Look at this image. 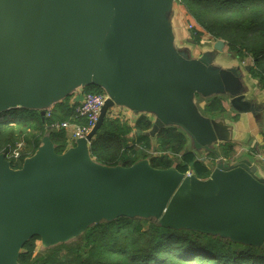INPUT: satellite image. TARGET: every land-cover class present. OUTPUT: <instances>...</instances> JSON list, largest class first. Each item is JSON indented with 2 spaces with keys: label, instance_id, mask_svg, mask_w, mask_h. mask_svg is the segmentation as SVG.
Segmentation results:
<instances>
[{
  "label": "water",
  "instance_id": "water-1",
  "mask_svg": "<svg viewBox=\"0 0 264 264\" xmlns=\"http://www.w3.org/2000/svg\"><path fill=\"white\" fill-rule=\"evenodd\" d=\"M179 0H0V114H46L85 87L108 96L86 137L59 154L47 134L15 169L0 152V264H20L34 236L40 249L71 243L102 221L154 218L264 249V163L219 158L207 179L149 158L109 166L91 142L110 109L152 118L145 134L157 150L160 129L174 126L196 149L239 139V123L209 119L199 100L226 96L238 113L253 111L249 65L225 67L212 52L192 56L173 26ZM225 41L214 50L222 52ZM198 95V96H197ZM241 122V121H240Z\"/></svg>",
  "mask_w": 264,
  "mask_h": 264
},
{
  "label": "trees",
  "instance_id": "trees-1",
  "mask_svg": "<svg viewBox=\"0 0 264 264\" xmlns=\"http://www.w3.org/2000/svg\"><path fill=\"white\" fill-rule=\"evenodd\" d=\"M182 10L196 23L192 39L200 43L204 37L223 40L231 54L239 59L252 58L250 76L259 89H264V0H179ZM84 93H103L95 85ZM79 102L72 96L54 106L45 120L38 111L14 109L0 115V152L6 156L19 141L25 150L18 161L10 158L18 168L32 155L45 135L61 154L71 143L68 129H55L53 125L64 121L84 125L76 117ZM224 111L219 97L205 105L203 113ZM206 111V112H205ZM262 141L254 146V155H264V120ZM152 127L151 120L141 115L135 124L106 116L103 125L90 146L92 157L109 166H131L142 158H149L159 169L176 166L182 173L194 172L207 179L212 169L206 160L188 148L186 133L174 126L160 129L155 154L151 138L145 133ZM234 146L223 144L218 150L223 158L231 157ZM252 155V154H251ZM215 154H209L208 158ZM38 236L28 240L19 255L20 264H264V249L233 242L229 238L200 233L187 229L161 226L154 218L121 217L102 221L89 227L71 243L48 249H38Z\"/></svg>",
  "mask_w": 264,
  "mask_h": 264
},
{
  "label": "crops",
  "instance_id": "crops-1",
  "mask_svg": "<svg viewBox=\"0 0 264 264\" xmlns=\"http://www.w3.org/2000/svg\"><path fill=\"white\" fill-rule=\"evenodd\" d=\"M191 17L189 15H187L182 8L180 7V5L178 4L177 6V10L176 13L174 15V19H173V26L175 29V34H176V38H177V42L180 43V45L184 46V47H189L190 53L192 56L195 57H199L201 55L207 52H212L213 55L215 56L216 61H218L220 64H222L225 67H229L232 66L234 62H239L240 64L243 65H247L244 60L246 59H239V57L237 55H233L228 51V48L225 44L224 49L222 52H218L214 50V43L216 42L215 40L210 39L209 37H204L200 43H197L196 41H194L192 39V34L191 31H189V24L190 23H194V22H190ZM249 63H252V58H247ZM250 66V64H248ZM245 81L249 86V90L247 91V97L254 102V104L259 103L264 105V89L261 90L258 88L257 86V82L256 80H254L250 74L248 73L245 77ZM83 95V94H82ZM198 96V95H197ZM219 98H224L225 100V106L227 109H229V111L233 112V113H237L235 110H233V108L231 107V104L228 100V97L226 96H217ZM214 98V97H212ZM212 98L210 99H206V100H199V104L202 107V111H203V105H206V103L208 101H210ZM81 97L79 96H72V102H80ZM117 107V106H116ZM115 107V108H116ZM120 108V107H119ZM128 110V109H127ZM144 115V114H142ZM132 116V114L130 112H128V117L130 118ZM141 116V115H140ZM146 117H148L151 122L153 123V120L151 117L144 115ZM239 119L238 120H233L231 118H229L230 120L234 121V122H238L239 128L237 131V136H239V139L232 141V143L235 145V151L236 154L239 153H244L243 150L248 151V153H252L254 151V146L257 145L258 142L260 141V137H261V130L262 127L260 125V123L257 122V120L254 117L253 112H247V113H243V114H239ZM138 119V118H137ZM125 120V119H123ZM134 120V124H135ZM241 121V122H240ZM124 122V121H122ZM133 124V125H134ZM132 125V124H131ZM261 128V129H260ZM70 135H71V144H73V140H72V133L73 130L72 129H68ZM258 137V138H257ZM188 148H190V150L194 151L197 153V155L199 156V158H201L202 160H206L205 158L207 157V155L209 154H214V147L211 148V150H206V149H196L193 146V140L189 139L188 142ZM213 151V152H211ZM246 155H240L239 158H246ZM237 158V159H239ZM254 160H261L260 158H258L256 155H253ZM236 159V160H237ZM210 162L207 163L210 166V169H214L217 166L218 160L214 159V158H209ZM208 160V161H209ZM213 160H215V164L213 163ZM235 161V160H233Z\"/></svg>",
  "mask_w": 264,
  "mask_h": 264
},
{
  "label": "built area",
  "instance_id": "built-area-1",
  "mask_svg": "<svg viewBox=\"0 0 264 264\" xmlns=\"http://www.w3.org/2000/svg\"><path fill=\"white\" fill-rule=\"evenodd\" d=\"M194 28V24H189V31L192 32ZM105 94H94V93H85L81 98L76 110L77 113L75 116L79 119L84 117L83 119L86 121L84 125L77 124L76 122L64 121L60 123H55L53 125L56 129H72V140L74 141L76 138L86 137V135L90 132V130L94 127L97 120L99 119V114L101 108L105 102ZM51 112V111H50ZM50 112L47 113V116L50 115ZM128 110L122 109L119 107L113 108L108 112V116L110 118H118L125 119L124 121L129 122L130 124H134V119L131 116L128 117ZM25 145L23 141L18 142L14 148L10 149L9 154L7 155L9 158L19 159L21 157L22 151L21 146ZM264 162V155H257Z\"/></svg>",
  "mask_w": 264,
  "mask_h": 264
},
{
  "label": "flooded vegetation",
  "instance_id": "flooded-vegetation-1",
  "mask_svg": "<svg viewBox=\"0 0 264 264\" xmlns=\"http://www.w3.org/2000/svg\"><path fill=\"white\" fill-rule=\"evenodd\" d=\"M225 99L224 98H220V101H221V105H222V107H223V109H224V111H220V110H218V111H213V112H209V113H207L206 111V113H203L205 116H207V118H209V119H222V120H230L229 118H231V119H233V120H238L239 119V114L240 113H233V112H231V111H229V109H227L226 108V106H225V101H224ZM203 110H205V105H203ZM250 112H253V114H254V117H255V119L257 120V122L258 123H260V125H261V122L260 121H262L263 120V115H264V105H262V104H259V103H256L254 106H253V111H250ZM245 113H247V112H245ZM226 143H231L233 146H234V149H233V154H231V157H227V158H223V157H221V153L218 151V150H221V147H222V145L223 144H226ZM214 154H215V156H217V158H221L223 161H226V162H228L229 160H236L237 158H239V157H236V156H240L239 154H236V151H235V145L232 143V141L231 142H224V143H216L215 144V146H214ZM236 154V155H235ZM250 154H252V155H254L253 154V152L252 153H250ZM257 156V155H256ZM209 157V155H207V158ZM201 159V158H200ZM206 159V158H205ZM209 159V158H208ZM240 159V158H239Z\"/></svg>",
  "mask_w": 264,
  "mask_h": 264
},
{
  "label": "rangeland",
  "instance_id": "rangeland-1",
  "mask_svg": "<svg viewBox=\"0 0 264 264\" xmlns=\"http://www.w3.org/2000/svg\"><path fill=\"white\" fill-rule=\"evenodd\" d=\"M194 25H196V23H193ZM244 62L248 65V64H251V63H249V61H248V59H246V60H244ZM83 94H85L84 93V91H83ZM79 97H83V95H81V96H79ZM108 115V114H107ZM46 116H47V114H46ZM263 117H264V115H263ZM263 120H264V118H263ZM262 120V121H263ZM263 128H264V126H263ZM261 129V128H260ZM262 131V130H261ZM258 138V137H257ZM261 139H262V137H260V141H261ZM23 141V140H22ZM20 142V141H19ZM24 142V141H23ZM25 143V142H24ZM22 152L25 150V145H22L21 146V149H20ZM211 152H213V151H211ZM243 152L244 153H239V155H246V156H249V157H253V155H251V154H249L248 153V151H245V150H243ZM155 154V153H154ZM236 155V154H235ZM221 157H222V154H221ZM236 157H239V156H236ZM215 159L216 160H219V158H217V156H215ZM209 159L206 157V163H209L210 162V160L208 161ZM228 162H233V160H229ZM213 163L215 164L216 162H215V160H213ZM37 245H38V249H40V247H41V241L40 240H38L37 241Z\"/></svg>",
  "mask_w": 264,
  "mask_h": 264
},
{
  "label": "bare ground",
  "instance_id": "bare-ground-1",
  "mask_svg": "<svg viewBox=\"0 0 264 264\" xmlns=\"http://www.w3.org/2000/svg\"><path fill=\"white\" fill-rule=\"evenodd\" d=\"M85 88H86V87H85ZM103 93H105V92L103 91ZM100 94H101V93H100ZM83 95H84V94H83ZM107 98H108V96H107V94H105V99H107ZM58 104H59V103H58ZM56 105H57V104H56ZM114 108H115V107H114ZM112 109H113V108H112ZM122 109H123V108H122ZM110 110H111V109H110ZM110 110H109V111H110ZM2 114H4V113H2ZM2 114H0V115H2ZM76 114H78V113H77V110H76ZM81 118H84V117H81ZM121 121H124V120H121ZM53 128H54V127H53ZM55 129H56V128H55ZM61 129H62V128H61ZM63 129H64V128H63ZM21 155H22V153H21ZM30 155H31V154H30ZM30 155H29V156H30ZM6 157H7L8 160H10V158H9L8 156H6ZM27 157H28V156H27ZM14 161L16 162V161H18V159L14 160ZM23 161H24V160H23ZM260 161H261L262 163H264L262 160H260ZM21 166H22V164H21ZM21 166H20V167H21ZM12 167H13V166H12ZM20 167H18V168H20ZM13 168H15V167H13ZM18 168H15V169H18ZM188 173H191V172H188ZM209 177H210V176H209ZM209 177H208V178H209Z\"/></svg>",
  "mask_w": 264,
  "mask_h": 264
}]
</instances>
